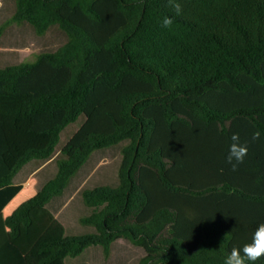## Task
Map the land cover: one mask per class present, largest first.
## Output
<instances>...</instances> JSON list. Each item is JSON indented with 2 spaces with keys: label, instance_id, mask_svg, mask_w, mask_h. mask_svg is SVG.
<instances>
[{
  "label": "trees",
  "instance_id": "16d2710c",
  "mask_svg": "<svg viewBox=\"0 0 264 264\" xmlns=\"http://www.w3.org/2000/svg\"><path fill=\"white\" fill-rule=\"evenodd\" d=\"M173 2L179 15L170 0H14L5 24L66 41L0 68V264L107 256L120 238L144 249L138 264H224L264 223V0ZM78 120L52 178L13 183ZM234 133L247 145L235 171ZM122 143L118 185L82 192L94 232L68 235L48 204Z\"/></svg>",
  "mask_w": 264,
  "mask_h": 264
},
{
  "label": "rangeland",
  "instance_id": "374dc122",
  "mask_svg": "<svg viewBox=\"0 0 264 264\" xmlns=\"http://www.w3.org/2000/svg\"><path fill=\"white\" fill-rule=\"evenodd\" d=\"M14 0H0V68L15 66L33 61L41 53L55 52L66 41L65 35L51 30L44 35H37L25 23L5 22L14 12ZM81 122L68 125L60 134L57 152L46 162H30L14 178L15 183L27 181L31 176L39 180L40 188L56 171V158L60 148L78 129ZM124 143L95 151L81 169L72 177L64 192L53 198L48 204L49 210L65 226L68 235H84L94 232L92 227H85L80 218L89 215V208L82 201V192L97 186L116 187L118 168L122 159L121 149ZM145 255L143 248L135 246L129 240L120 238L105 256L101 248L91 246L76 258H68L67 264H138Z\"/></svg>",
  "mask_w": 264,
  "mask_h": 264
},
{
  "label": "clouds",
  "instance_id": "9594fccd",
  "mask_svg": "<svg viewBox=\"0 0 264 264\" xmlns=\"http://www.w3.org/2000/svg\"><path fill=\"white\" fill-rule=\"evenodd\" d=\"M172 7L175 9L176 14L181 12L179 3H174L170 0ZM173 24V19L165 17L163 26L168 28ZM259 138V133H253L252 139ZM233 143L229 146L228 156L226 157L227 163L231 164L232 170H237V167L244 162V157L247 155V145L239 143L238 134H233L231 137ZM264 257V223L257 226L253 233L251 242L245 243L242 248L234 247L225 259L224 264H254L255 261Z\"/></svg>",
  "mask_w": 264,
  "mask_h": 264
},
{
  "label": "crops",
  "instance_id": "0c3cea01",
  "mask_svg": "<svg viewBox=\"0 0 264 264\" xmlns=\"http://www.w3.org/2000/svg\"><path fill=\"white\" fill-rule=\"evenodd\" d=\"M20 171H21V170H20ZM20 171H19V172H20ZM19 172H18V173H19ZM18 173L15 175V177L18 175ZM15 177H14V178H15ZM31 177H32V176H31ZM29 179H30V178H29ZM29 179H28V180H29ZM28 180H27V181H28ZM27 181L22 182V183H18V184H17V183L14 182V179H13V183L16 184V185H22V184H25ZM38 189H39V188H38Z\"/></svg>",
  "mask_w": 264,
  "mask_h": 264
}]
</instances>
